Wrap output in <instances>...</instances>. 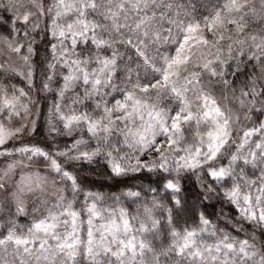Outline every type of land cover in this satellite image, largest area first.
I'll return each instance as SVG.
<instances>
[{"label":"snow or ice","instance_id":"snow-or-ice-1","mask_svg":"<svg viewBox=\"0 0 264 264\" xmlns=\"http://www.w3.org/2000/svg\"><path fill=\"white\" fill-rule=\"evenodd\" d=\"M0 264H264V0H0Z\"/></svg>","mask_w":264,"mask_h":264}]
</instances>
